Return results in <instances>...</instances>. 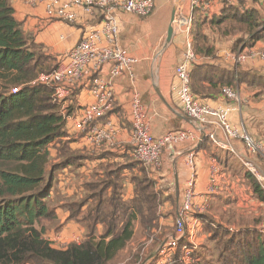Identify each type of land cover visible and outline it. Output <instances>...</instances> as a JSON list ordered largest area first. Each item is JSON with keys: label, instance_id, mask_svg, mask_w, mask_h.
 Wrapping results in <instances>:
<instances>
[{"label": "crops", "instance_id": "1", "mask_svg": "<svg viewBox=\"0 0 264 264\" xmlns=\"http://www.w3.org/2000/svg\"><path fill=\"white\" fill-rule=\"evenodd\" d=\"M248 1L252 2V0ZM154 2V11L148 17L124 13L117 15L120 27L119 43L128 57L138 60L135 66L137 88H133L127 76L110 82V66H105L99 72L89 68L83 80L71 88L68 97L61 104L62 111L69 113L65 128L66 136L50 145L47 168L54 172L50 200L54 201L56 198L59 202L51 206L57 215V224L50 226L45 232V238L51 242L53 248L66 250L70 244H80L86 239L87 226L72 217L76 213L79 218H82L94 208L96 199L93 197L94 192L90 185L92 183L102 185L107 178L110 179L111 172H116L117 178L114 182L117 185V191L121 192V197L126 202L135 197L136 179L147 176L154 181L155 188L163 193L164 200L168 197L172 198V200H165L160 207V213L171 214L174 211L175 222L189 176L185 160L191 151L197 159L198 194L207 193L211 166L216 164L220 170V180L216 191L209 196L207 214L213 222L237 232L239 228L229 227L220 222L222 216L225 219V215L234 216L237 213L238 216L243 217V220L245 218L253 221L241 229L256 228L259 231V227L264 224V201L259 199L254 191V178L248 172L241 174L235 170L236 159L238 160L236 155L217 149L210 141H207V148H200L201 139L204 136L203 130L184 114L176 95L178 80L175 68L182 61L185 52L183 25L175 28V23L173 24L172 41L166 44L168 29L176 11V0H154ZM256 2V6L252 9L258 10L264 5V0H256ZM11 4L23 32L31 34L36 44L42 47L46 55L55 59L57 64L62 62L87 33L102 26L103 14L97 10L87 13L77 9V21L67 23L58 18H49L44 3L34 0H12ZM186 4L187 6L180 8L184 15L181 16L179 13L181 18L187 17L190 13L188 0ZM236 6L239 7V3ZM205 33L216 49L217 59L211 63L229 68L239 66L245 71L264 75V60L256 59L238 65L231 60L230 55L236 53L233 51V45L240 36L239 33L224 35L222 32L219 33V30L210 28L205 29ZM253 47L264 51V38L257 41ZM97 77L111 83L115 101L112 108L105 114L97 116L88 126L81 127V118L85 111L97 103L91 92L92 81ZM134 90L139 93L142 104L148 110L152 133L156 138L171 131H193L197 136L195 144L185 143L173 151L165 152L162 158L163 164L158 169L137 162L132 154L133 132L130 122V104ZM237 91L241 101L236 104L237 109L231 114L232 122L236 126L243 127L255 139L264 140V89L249 88L244 83L238 87ZM203 102L218 107L224 104V99L220 94L216 99H207ZM95 127L105 129L107 138L97 142L92 131ZM234 147L238 153L244 152L242 142H235ZM253 160L264 175V157L256 156ZM113 192V186L105 189L103 199L107 201ZM60 196L63 197L61 202V198L58 200ZM163 218L160 217L158 227L151 232L149 228H145L144 232L147 236L143 239L136 240L137 228L134 229V237L111 264H125L130 260L131 264H134L137 260L135 258L141 259L143 256L144 245L158 241L153 254L149 256L152 259L147 258L142 264L154 263L160 244L174 233V230L170 231V228L163 229L165 225ZM166 227L173 228V224ZM203 228L202 225L201 234L199 229L194 238L197 246L196 253L200 254L203 241L206 238L210 241V235ZM103 230V225L98 224L97 235L100 236ZM164 232L166 234L163 235V239L159 240L157 236ZM126 254H131L129 256L132 258L127 257ZM195 259L196 257L193 264L197 261ZM201 260V258L198 259V261Z\"/></svg>", "mask_w": 264, "mask_h": 264}, {"label": "trees", "instance_id": "2", "mask_svg": "<svg viewBox=\"0 0 264 264\" xmlns=\"http://www.w3.org/2000/svg\"><path fill=\"white\" fill-rule=\"evenodd\" d=\"M11 1L0 0V264H111L134 237L135 221L151 232L159 225L160 207L172 198L164 200L154 181L145 176L136 179L135 197L126 202L117 191L116 172H111L102 185H90L94 208L82 218L71 216L87 226L86 239L66 250L52 247L45 238L46 230L57 224L50 204L54 172L47 169L49 147L66 136L69 113L55 100L54 89L38 82L59 63L23 32ZM207 28L224 35L239 33L234 52L264 38V21L256 9L242 11L229 5L211 20L193 12L190 37L198 61L191 71V89L196 98L216 99L223 88L237 90L244 83L263 90L264 75L211 63L217 56ZM207 141L200 148H207ZM110 186L114 192L106 201L102 195ZM253 187L264 201V190L254 179ZM198 217L218 247L217 264H264V237L256 228L230 232L207 213ZM98 224L104 227L100 236ZM195 257V264H203L198 261L200 253Z\"/></svg>", "mask_w": 264, "mask_h": 264}, {"label": "built area", "instance_id": "3", "mask_svg": "<svg viewBox=\"0 0 264 264\" xmlns=\"http://www.w3.org/2000/svg\"><path fill=\"white\" fill-rule=\"evenodd\" d=\"M46 5L49 18H58L67 23L78 19L77 9L92 13L94 10L103 14L102 26L87 33L83 39L65 56L58 68L50 73L41 74L38 82L54 89V98L62 103L68 97L72 87L79 84L87 70L101 71L110 66L109 81L127 76L133 88L136 87V58L128 57L119 43L120 27L117 20L119 13L140 17L150 16L155 8L154 0H34ZM189 14L187 23L183 25L185 35V52L182 61L175 68L178 80L176 95L184 114L198 124L204 136L217 149L226 150L238 158L246 171L258 182L264 190V175L260 172L253 158L264 157V140L255 139L243 127L236 126L231 120V114L241 101L239 92L230 87L221 91L224 104L213 107L199 99L191 89V71L197 58L193 52L190 29L193 12L211 20L219 16L222 9L229 5H237V0H188ZM242 11H246L241 8ZM190 16V19H189ZM235 65L250 61L264 60V51L254 47L230 55ZM100 77L91 84V92L97 103L89 107L81 118L80 126H88L99 115L105 114L113 106L114 93L112 85ZM15 93V90L12 91ZM130 122L133 132L132 154L135 160L144 166L160 168L163 164V154L173 151L179 146L195 144L197 136L193 131H171L156 138L152 133V124L147 108L142 104L139 93L134 90L130 104ZM97 142L107 138L103 128L92 129ZM240 141L244 152L238 153L234 143ZM188 153L185 163L189 176L182 193L175 221L174 233L166 238L157 249L156 264H193L197 246L196 233L202 227L199 215L207 213L209 196L216 191L220 180L218 165L213 164L210 170V185L205 195L197 192V159L194 153ZM201 198V199H199ZM233 232V229H228ZM200 231V230H199ZM259 233L264 236V224L259 227ZM49 241V240H48ZM50 242V241H49ZM180 251V252H179Z\"/></svg>", "mask_w": 264, "mask_h": 264}, {"label": "rangeland", "instance_id": "4", "mask_svg": "<svg viewBox=\"0 0 264 264\" xmlns=\"http://www.w3.org/2000/svg\"><path fill=\"white\" fill-rule=\"evenodd\" d=\"M238 3H239V7L244 9V10H251L253 8V6H256L255 3L256 0H252V2L248 1V0H237ZM185 2L186 0H176V11L174 13V27L175 28H180L182 25H185L187 23V18H181L179 16V13L181 14V16H184L182 15V12H181V9L183 6H187V4L185 5ZM189 5V4H188ZM181 8V9H180ZM259 12V15H260V18L262 21H264V5L260 6V9L257 10ZM187 17H188V14H187ZM189 19H190V16H189ZM198 61V59H197ZM237 167L235 170H237L238 172H240L241 174L243 172H247L246 169L244 168V166L241 164V162L239 160H237ZM236 171V172H237ZM252 188V187H251ZM250 188V190H251ZM249 195V193H248ZM61 198V199H60ZM60 199V202L61 200H63V197H58V200ZM59 202L57 201V199L55 198V200L51 201L50 204L51 206H54V205H57ZM233 213V212H232ZM165 215V216H164ZM161 216L164 217L163 219V222L165 225H163V229L165 228H170V231L172 230H175L174 229V226H175V222H174V211H172L171 214H168V213H161ZM172 220H171V219ZM221 223L223 224H226L227 226H235L236 228H243V227H246L248 226L249 224H251L253 221L252 220H248V219H245L243 220V217L241 216H238L237 213L233 216H229V215H225V219L224 217L222 216V220L220 221ZM173 224V228L171 227H166V226H169V225H172ZM169 224V225H168ZM135 229L137 228V236H136V240H140L141 238L143 239L145 236H147V234L144 232L145 231V227H143L140 222L137 220L135 221ZM59 230V229H57ZM204 230V228H203ZM135 232V230H134ZM201 234V229H200V232ZM166 232H164L162 235H158L157 237L159 238V240L163 239V235H165ZM156 236V235H155ZM158 243V241H156L154 244H148V245H144L145 246V250L143 251V256L141 257V259L138 258H135L137 259L136 262L134 261V264H142L147 258H150L149 256L151 254H153L154 252V249H155V246L156 244ZM219 250H218V247L215 245V243L211 242L208 240V238H206L203 243H202V246H201V263H207V264H217L218 263V258H219ZM131 254H126L127 257H130L132 258L131 256H129ZM129 258V259H130ZM134 259V260H135ZM152 259V257L150 258ZM149 259V260H150ZM126 261V260H125ZM131 260L126 262L125 264H131ZM123 263V262H122ZM151 264H156V261H154V263H151Z\"/></svg>", "mask_w": 264, "mask_h": 264}, {"label": "water", "instance_id": "5", "mask_svg": "<svg viewBox=\"0 0 264 264\" xmlns=\"http://www.w3.org/2000/svg\"><path fill=\"white\" fill-rule=\"evenodd\" d=\"M175 13V12H174ZM174 15H173V18H172V23L168 29V35H167V40H166V44L168 45L171 41H172V37H173V33H174V29H173V24H174ZM206 139L205 136L202 137V142ZM177 216H178V213H177Z\"/></svg>", "mask_w": 264, "mask_h": 264}]
</instances>
